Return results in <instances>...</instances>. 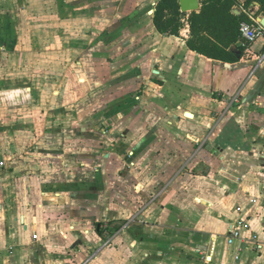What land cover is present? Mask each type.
Instances as JSON below:
<instances>
[{
    "label": "crops",
    "instance_id": "0c3cea01",
    "mask_svg": "<svg viewBox=\"0 0 264 264\" xmlns=\"http://www.w3.org/2000/svg\"><path fill=\"white\" fill-rule=\"evenodd\" d=\"M56 1L63 6L55 15L75 20L77 32L108 34L92 52L94 66L113 68L101 76L124 93L127 82L139 90L125 100L120 135L112 126L102 141L91 132L92 157L81 144L0 168V264H264L257 247L264 243V36L248 47L230 43L225 15L219 27L192 30L202 0L188 12L178 0L176 33L156 25L161 0H66L70 10ZM238 1L232 13L247 18ZM252 3L263 23L260 3ZM162 13L164 20L176 14ZM121 136L132 158L118 165ZM239 218L250 229L230 243ZM105 220L127 224L110 247L101 236Z\"/></svg>",
    "mask_w": 264,
    "mask_h": 264
},
{
    "label": "rangeland",
    "instance_id": "374dc122",
    "mask_svg": "<svg viewBox=\"0 0 264 264\" xmlns=\"http://www.w3.org/2000/svg\"><path fill=\"white\" fill-rule=\"evenodd\" d=\"M58 4L62 5L56 0H21L15 4L13 0H0V9L6 11L0 21L4 24L0 29L1 169L12 170L11 162L14 160L28 161L36 155L40 158L47 150L53 156L72 153L81 144L86 157H92L95 148L90 141L95 137L91 132L97 130V136L102 141L105 135H109V127L112 126V132L120 135L126 118L125 100L139 90L137 83L133 82L135 85L131 88L132 82H127L125 85L129 87V93H124L123 88L111 86L114 82L111 78L101 76L102 73H110L113 68L107 70L94 66L92 52L94 41L97 44L99 39L106 41L108 34L77 32L75 20H60L62 16L55 15L54 8L59 7ZM63 4L66 9H71L66 0ZM12 15L19 17V24L15 22L16 18L12 19ZM170 18L172 16L167 19ZM65 21L70 26V33H63L68 30ZM13 24L16 28L11 26ZM50 30H57V34ZM82 36L85 37L83 43L71 40L72 37ZM130 70L129 66H123L124 74ZM114 97L116 101L111 102ZM115 103L116 108L110 110L109 107ZM93 106L101 110L96 112ZM82 110H85L84 114H78ZM120 138L121 143L117 145L120 154L118 165L132 158L128 153L129 139ZM43 139L47 141L42 143ZM93 172V168L87 169L86 174H91L93 178ZM102 223L101 236L107 245L113 241L111 236L122 232L127 225L120 220H105ZM221 241L224 242L223 239Z\"/></svg>",
    "mask_w": 264,
    "mask_h": 264
},
{
    "label": "trees",
    "instance_id": "16d2710c",
    "mask_svg": "<svg viewBox=\"0 0 264 264\" xmlns=\"http://www.w3.org/2000/svg\"><path fill=\"white\" fill-rule=\"evenodd\" d=\"M253 0H249L252 2ZM260 3V10L264 12V0H256ZM203 6L200 13L194 12L192 14V30H199L203 25H220L221 18L226 16L227 20L222 23L226 32V35L231 39L230 43L237 42L240 39V24L243 20L247 19L245 16H237L232 13V5L234 0H202ZM170 8L171 11H175V16L164 20L165 14L162 13L165 9ZM173 9V10H172ZM178 0H161L155 13V22L158 28L162 32L176 33L180 27L179 21L176 16L179 15ZM166 17V16H165ZM220 35V34H219ZM192 48H196L192 41H189Z\"/></svg>",
    "mask_w": 264,
    "mask_h": 264
},
{
    "label": "built area",
    "instance_id": "2783aa9c",
    "mask_svg": "<svg viewBox=\"0 0 264 264\" xmlns=\"http://www.w3.org/2000/svg\"><path fill=\"white\" fill-rule=\"evenodd\" d=\"M239 6L247 14V19L243 20L240 24V40L244 47H248L254 43L260 36H264V24L261 19H258L253 11V3L249 0H239ZM264 61V55L260 62ZM239 101V97L235 99ZM4 165V163H1ZM250 221L246 218H239L230 228L229 242L233 243L236 238H241L242 231L250 229ZM255 239L258 238L256 234L252 235ZM259 249L264 248V243L257 241Z\"/></svg>",
    "mask_w": 264,
    "mask_h": 264
},
{
    "label": "water",
    "instance_id": "95a60500",
    "mask_svg": "<svg viewBox=\"0 0 264 264\" xmlns=\"http://www.w3.org/2000/svg\"><path fill=\"white\" fill-rule=\"evenodd\" d=\"M180 5H181V10L183 12L195 11L200 8V0H180ZM232 50L235 53V55H237V57H241L242 52L240 50H236V48H233Z\"/></svg>",
    "mask_w": 264,
    "mask_h": 264
}]
</instances>
